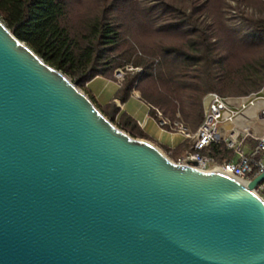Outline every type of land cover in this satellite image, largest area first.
<instances>
[{"label": "water", "instance_id": "95a60500", "mask_svg": "<svg viewBox=\"0 0 264 264\" xmlns=\"http://www.w3.org/2000/svg\"><path fill=\"white\" fill-rule=\"evenodd\" d=\"M112 122L0 19V264H264V198Z\"/></svg>", "mask_w": 264, "mask_h": 264}, {"label": "trees", "instance_id": "16d2710c", "mask_svg": "<svg viewBox=\"0 0 264 264\" xmlns=\"http://www.w3.org/2000/svg\"><path fill=\"white\" fill-rule=\"evenodd\" d=\"M0 19L79 88L126 65L142 67L115 93L124 109L114 99L96 105L134 137L148 139L130 113L134 94L152 116L159 110L196 131L209 93L264 87V0H0ZM203 152L218 163L233 158L224 143Z\"/></svg>", "mask_w": 264, "mask_h": 264}, {"label": "built area", "instance_id": "2783aa9c", "mask_svg": "<svg viewBox=\"0 0 264 264\" xmlns=\"http://www.w3.org/2000/svg\"><path fill=\"white\" fill-rule=\"evenodd\" d=\"M130 70L140 71L143 69L138 66L126 65L115 70V77L121 83ZM259 101L264 103V96L261 95V92L242 96H224L217 92H211L205 97L204 119L196 131H191L180 120L167 121L158 110L157 122L159 126L181 133V143H189L184 154L177 160H172L181 164H189L203 171L219 169L248 184L252 178L264 172V132L257 133L249 127H242L239 122L250 108H255V114L247 116V120L264 118V104L258 106ZM120 105L122 106V104ZM177 117H181L180 113H177ZM137 122L144 130V122L140 120ZM225 126H229V128L225 130ZM249 138L254 139L256 144L250 153H246L243 150V145ZM217 143H224L233 152L231 160L218 163L214 157L203 152ZM173 148L175 147H170V149ZM254 191L262 196L264 182L259 184Z\"/></svg>", "mask_w": 264, "mask_h": 264}, {"label": "crops", "instance_id": "0c3cea01", "mask_svg": "<svg viewBox=\"0 0 264 264\" xmlns=\"http://www.w3.org/2000/svg\"><path fill=\"white\" fill-rule=\"evenodd\" d=\"M261 95L264 96V87L260 91ZM264 103L259 101L258 106H262ZM129 109L131 115L136 119L144 122V132L148 135V140L151 141L153 144L157 145L162 150H166L167 152L171 153L177 146L181 143V133L173 132L166 130L159 126L157 122V118L152 116L149 113L148 106L145 105L142 101H140L135 96H132L128 101ZM255 114V108H250L247 110L245 115L242 117L241 121L239 122L242 127H249L256 131L257 133L264 132V118L259 120H247V116H253ZM229 126H225L224 129L227 130ZM256 141L252 138H249L245 141L243 145V150L246 153H250ZM174 146L175 148L170 149V147ZM182 156V155H181Z\"/></svg>", "mask_w": 264, "mask_h": 264}, {"label": "rangeland", "instance_id": "374dc122", "mask_svg": "<svg viewBox=\"0 0 264 264\" xmlns=\"http://www.w3.org/2000/svg\"><path fill=\"white\" fill-rule=\"evenodd\" d=\"M130 66H133L131 64H129ZM135 67V66H133ZM140 67V66H139ZM142 68V67H140ZM143 69V68H142ZM143 70H136V71H132L130 70L128 73H134V72H142ZM127 73V74H128ZM126 74V75H127ZM122 79L121 83L118 81V79L115 77V71L113 72V76L111 78H96L94 81H92L91 83H88L86 85V88H80L82 91H84L90 98H92V101H94L95 105L98 104H104L106 102H110L111 100H115L118 102V104H122V106L120 105V107L122 109L125 108V105H123V103L121 102V100L119 98L115 97V93L118 89L121 88L125 77ZM135 95V94H134ZM135 97L139 98L137 95H135ZM144 139V138H143ZM148 140V139H147ZM165 154H167L171 159H173L171 157V155L166 151V150H162ZM264 195V191L262 192V196ZM264 197V196H263Z\"/></svg>", "mask_w": 264, "mask_h": 264}]
</instances>
